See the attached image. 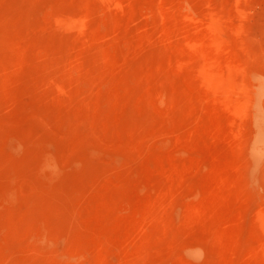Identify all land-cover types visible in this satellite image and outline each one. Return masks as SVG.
<instances>
[{"label":"rangeland","instance_id":"rangeland-1","mask_svg":"<svg viewBox=\"0 0 264 264\" xmlns=\"http://www.w3.org/2000/svg\"><path fill=\"white\" fill-rule=\"evenodd\" d=\"M7 57L0 264H264V0H0Z\"/></svg>","mask_w":264,"mask_h":264},{"label":"bare ground","instance_id":"bare-ground-1","mask_svg":"<svg viewBox=\"0 0 264 264\" xmlns=\"http://www.w3.org/2000/svg\"><path fill=\"white\" fill-rule=\"evenodd\" d=\"M130 3V2H129ZM94 4V3H93ZM98 4V3H97ZM103 5V4H102ZM104 6V5H103ZM125 7V6H124ZM135 7V6H134ZM130 9V8H129ZM119 15V14H118ZM105 36V35H104ZM79 37H80V44H79V54L80 55H82L83 53V51H85V49L84 48H82V42H84V43H86L85 41L87 40V35L85 34V31H80V33H79ZM97 38V37H96ZM95 38V39H96ZM109 38V37H108ZM170 38V37H169ZM98 39V38H97ZM99 40V39H98ZM97 40V41H98ZM107 40V39H106ZM108 42V41H107ZM100 43V42H99ZM99 43H97V44H99ZM105 43V42H104ZM102 44V43H101ZM83 45H85V44H83ZM103 45V44H102ZM102 45H101V47H102ZM100 46V45H99ZM85 47V46H84ZM88 47V46H87ZM91 48V47H90ZM145 54V53H144ZM150 54V53H149ZM2 57V56H1ZM3 57H4V55H3ZM9 57V56H8ZM8 57H7V60L6 59H4V58H2L3 60H1L0 61V66L2 65L3 66V64L4 63H6L7 61H8ZM6 58V57H5ZM96 58H98V57H96ZM155 58H156V55L154 56H144L143 57V59H141V63H140V68L139 69H141L140 70V72H139V74H145V73H143V67H144V69H145V65L146 64H148V63H150L152 60H155ZM161 58V57H160ZM99 59H97V61H98ZM163 60H164V58H163ZM157 61V60H156ZM108 62V60L106 59V62L105 63H107ZM164 62V61H163ZM9 63V62H8ZM80 63V62H79ZM136 63H137V61H136ZM4 66H6V65H4ZM7 67V66H6ZM114 71V70H113ZM134 95V94H133ZM128 96V95H127ZM130 99V98H129ZM130 100H132V97H131V99ZM125 102H128V104H129V102H131V101H125ZM128 104H126V105H128ZM147 116V115H146ZM146 116H144V117H146ZM143 119V118H142ZM255 176V175H254ZM252 178V177H251ZM67 191H62L58 196H56V193H55V191L53 192H51L49 195H47L46 197H43V199L41 200V205L40 206H42V209H41V211H42V216L45 218V220H46V222H48L49 224H52L51 226H53V228H55L54 230H55V233H56V235L59 237V235H61V236H63V230H65V227H66V221H68V220H66V217H67V214H66V212H65V210L63 209L64 208V206H65V202L67 201L66 199H67ZM65 212V213H64ZM67 219H69V216H68V218ZM69 223V222H68ZM48 225V224H47ZM68 225H70V224H68ZM68 225H67V229H69L68 228ZM49 227V226H48ZM52 228V227H51ZM49 229H50V227H49ZM53 230V229H52ZM54 230L52 231V232H54ZM65 232V231H64ZM59 233V234H58ZM66 233V232H65ZM65 237V236H64ZM61 238V237H60ZM63 239V238H62ZM56 240H59V239H56ZM58 242V241H57Z\"/></svg>","mask_w":264,"mask_h":264}]
</instances>
